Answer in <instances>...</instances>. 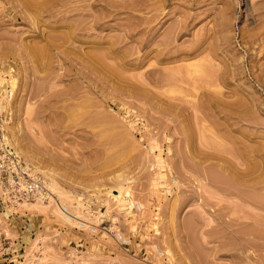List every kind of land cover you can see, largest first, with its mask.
<instances>
[{
  "label": "rangeland",
  "instance_id": "obj_1",
  "mask_svg": "<svg viewBox=\"0 0 264 264\" xmlns=\"http://www.w3.org/2000/svg\"><path fill=\"white\" fill-rule=\"evenodd\" d=\"M0 97V264H264V0H0Z\"/></svg>",
  "mask_w": 264,
  "mask_h": 264
},
{
  "label": "built area",
  "instance_id": "obj_2",
  "mask_svg": "<svg viewBox=\"0 0 264 264\" xmlns=\"http://www.w3.org/2000/svg\"><path fill=\"white\" fill-rule=\"evenodd\" d=\"M7 96L9 99L13 98L12 92L9 91ZM1 110L0 107V182L3 183L2 186L11 195L14 206L24 200L30 201L46 197L47 191L44 179L39 176H29L23 170L22 159L18 156L17 151H14V148L10 149L12 145L3 131V113ZM134 209L136 212H140L143 208L141 204L136 203ZM98 220V224L91 223V231L104 232L110 235L127 252L134 253L135 255L139 254L147 262L148 258L153 255L163 257L166 255L160 245H155L153 249L149 247L148 249L144 245L140 246L139 243L134 245V235L113 226L110 214L106 212L100 213ZM82 223H78V227L86 228Z\"/></svg>",
  "mask_w": 264,
  "mask_h": 264
},
{
  "label": "bare ground",
  "instance_id": "obj_3",
  "mask_svg": "<svg viewBox=\"0 0 264 264\" xmlns=\"http://www.w3.org/2000/svg\"><path fill=\"white\" fill-rule=\"evenodd\" d=\"M16 85H17V79L16 78H13V80L11 81V87H12V89H14L15 87H16ZM9 91H11L12 92V94H13V97H14V92H13V90H11L10 88H8L7 89V92L5 93V97H4V99L5 100H12L13 98H10L9 99V97L7 96V93L9 92ZM0 107H1V97H0ZM3 108V107H2ZM14 147L13 146H11L10 147V149H13ZM14 151H16L15 150V148H14ZM24 201H27V200H24ZM24 201H21L20 203H23ZM69 218H71V217H69ZM72 219V218H71ZM83 225H86V224H84V223H82Z\"/></svg>",
  "mask_w": 264,
  "mask_h": 264
}]
</instances>
